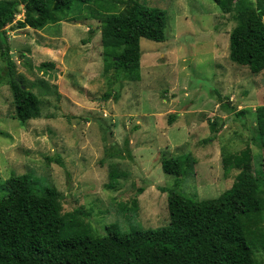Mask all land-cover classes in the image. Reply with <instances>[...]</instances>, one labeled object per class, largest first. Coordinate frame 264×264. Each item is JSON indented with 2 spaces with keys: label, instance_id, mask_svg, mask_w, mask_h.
<instances>
[{
  "label": "rangeland",
  "instance_id": "374dc122",
  "mask_svg": "<svg viewBox=\"0 0 264 264\" xmlns=\"http://www.w3.org/2000/svg\"><path fill=\"white\" fill-rule=\"evenodd\" d=\"M129 1L75 4L42 29L16 27L25 16L20 6L6 27L17 73L41 99L42 117L21 123L9 80L0 83V186L35 174L60 191L64 213L81 208L97 235L111 224L123 231L169 224L160 186L174 187L177 177L163 171L165 156L198 160L178 186L198 199L222 194L239 168H262L256 109L264 105V70L254 74L230 59L237 22L214 0H138L166 10L168 24L165 41L141 38L142 78L133 81L106 71L101 35L106 15ZM226 159L236 166L228 176ZM112 169L121 174L114 188ZM258 257L264 264V252Z\"/></svg>",
  "mask_w": 264,
  "mask_h": 264
},
{
  "label": "trees",
  "instance_id": "16d2710c",
  "mask_svg": "<svg viewBox=\"0 0 264 264\" xmlns=\"http://www.w3.org/2000/svg\"><path fill=\"white\" fill-rule=\"evenodd\" d=\"M214 1L237 22L230 34V59L254 74L262 72L264 0ZM90 2L0 0V83L9 80L14 117L21 123L42 117V102L17 73L6 27L15 22L20 6L25 16L16 27L42 29L61 21L75 4ZM167 24L166 10L138 0H130L119 13L107 14L101 25L106 71L114 68L130 80H141V38L165 41ZM48 64L55 63L41 66ZM244 113L241 109L237 115ZM256 113L262 168L257 172L249 166L239 168L232 186L216 198L198 199L179 190L181 178L192 174L198 162L192 154L162 158L163 171L177 177L174 187L160 186L168 192L170 222L165 226L123 231L111 224L106 234L97 235L81 208L62 211L56 187L33 173L10 176L0 186L5 193L0 197V264H263L258 253L264 252V105ZM55 160L62 165L60 158ZM226 160L228 176L236 166ZM110 177L108 186L114 188L121 174L112 169Z\"/></svg>",
  "mask_w": 264,
  "mask_h": 264
},
{
  "label": "water",
  "instance_id": "95a60500",
  "mask_svg": "<svg viewBox=\"0 0 264 264\" xmlns=\"http://www.w3.org/2000/svg\"><path fill=\"white\" fill-rule=\"evenodd\" d=\"M12 54H14V53H12ZM112 140H113V139H112L111 134L108 133V141H109L110 143H113V144H114V142H113Z\"/></svg>",
  "mask_w": 264,
  "mask_h": 264
}]
</instances>
